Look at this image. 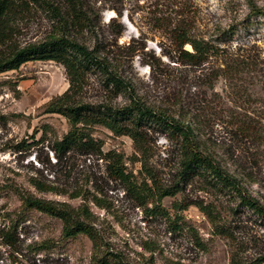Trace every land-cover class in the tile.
Wrapping results in <instances>:
<instances>
[{
  "label": "rangeland",
  "instance_id": "rangeland-1",
  "mask_svg": "<svg viewBox=\"0 0 264 264\" xmlns=\"http://www.w3.org/2000/svg\"><path fill=\"white\" fill-rule=\"evenodd\" d=\"M254 2L264 7V0ZM84 4L90 29L84 30L83 41L89 47L102 46L145 103L192 121L221 166L264 204V145L241 137L228 123L231 111L242 115L244 108L235 109L223 80L215 85L222 104H216L218 99L206 85L219 60L199 68L179 63L162 24L185 23L191 36L205 40L214 39L220 29L234 28L225 47L249 50L264 70V19H251L249 28H243L248 14L244 0H84ZM48 30L46 15L35 12L18 24L12 41L20 46L36 42ZM250 77L247 115L264 120V74ZM67 87L63 67L52 61L27 62L0 75V264H91L106 251L131 264H232L233 257L251 262L264 254V222L235 198L199 180L180 183L182 190L175 197L142 205L108 178L105 163L96 156L72 152L56 160L52 141L61 138L68 125L61 116L46 113L45 107ZM84 98L108 100L97 75L89 76ZM112 102L125 103L122 97ZM90 134L103 144L104 152L120 155L135 182L143 181L140 153L129 138L101 127ZM150 134L149 168L157 182L173 186L178 182L177 146L164 133ZM33 178L65 193L39 192L30 182ZM78 191L83 196L70 197ZM27 195L62 203L74 214L85 203L99 245L81 234L64 237L59 219L23 207ZM91 196L101 198L102 206H96ZM155 203L166 214L157 213ZM175 203L188 207L175 210ZM194 203L212 204L216 218ZM220 226L230 237L216 232Z\"/></svg>",
  "mask_w": 264,
  "mask_h": 264
},
{
  "label": "trees",
  "instance_id": "trees-1",
  "mask_svg": "<svg viewBox=\"0 0 264 264\" xmlns=\"http://www.w3.org/2000/svg\"><path fill=\"white\" fill-rule=\"evenodd\" d=\"M248 8L246 23L248 29L251 19H264V7L254 0H244ZM35 12H42L49 22V30L39 41L22 46L13 43L12 36L19 23L27 20ZM167 28L168 36L178 54V62L199 68L203 64L219 60L206 80L207 87L222 104V97L215 92V85L221 79L233 95L232 102L236 108H244L242 115L231 111L228 123L243 138L264 145V120L247 115L250 90L247 87L252 74H264V70L251 59L247 49L236 50L225 47L235 29H220L214 39L205 40L191 36L185 23H162ZM90 29V18L84 0H0V75L15 71L23 64L33 61H52L61 65L68 80L67 89L47 103L45 112L56 114L66 120L68 129L59 139L52 141L51 150L56 160H61L68 153L76 152L94 155L105 163L108 178L122 185L131 196L146 204L147 200L160 202L165 197H175L181 192L180 183L186 184L199 180L219 192H225L238 201V205L249 210L264 222V204L248 193L240 179L227 171L213 153L209 151L198 136L197 127L189 120L176 119L171 114L154 109L136 93L132 82L119 74L115 63L108 59L104 48L96 44L89 47L83 41L84 30ZM189 45L192 52L184 49ZM211 68V67H210ZM209 68V69H210ZM97 75L108 100L88 102L85 90L89 76ZM122 97L123 104H113V100ZM243 102L240 106L236 103ZM244 105V106H243ZM246 106V107H245ZM101 127L114 136L129 138L134 148L140 153L141 171L145 175L141 183L133 179L132 173L126 172L120 155L113 151L104 152L103 144L95 140L90 130ZM150 130L164 133L174 142L178 152V182L173 186H163L157 182L148 165L151 138ZM31 184L39 192L64 194L58 187L31 179ZM88 194V192H85ZM83 196L80 191L71 193V198ZM86 197V196H85ZM96 206H102V199L91 196ZM86 202L87 198L84 199ZM22 204L25 209L36 210L57 218L62 223V235L73 238L84 235L94 246L99 245L98 234L90 224L89 210L85 203L80 212L72 213L62 203L33 196H24ZM196 207L210 218L217 214L212 204L194 203ZM187 204H174L175 210H183ZM158 213L166 212L157 207ZM220 235L229 236L225 227H216ZM230 237V236H229ZM91 264H131L118 253L106 251L101 257L94 258ZM232 264H264V254L251 262H242L233 257Z\"/></svg>",
  "mask_w": 264,
  "mask_h": 264
},
{
  "label": "water",
  "instance_id": "water-1",
  "mask_svg": "<svg viewBox=\"0 0 264 264\" xmlns=\"http://www.w3.org/2000/svg\"><path fill=\"white\" fill-rule=\"evenodd\" d=\"M184 49H185L186 51H188V52H192V49H191V47H190L189 45H186V46L184 47Z\"/></svg>",
  "mask_w": 264,
  "mask_h": 264
}]
</instances>
